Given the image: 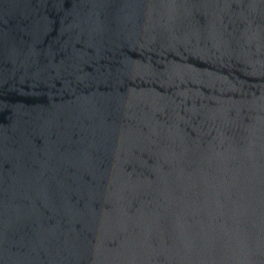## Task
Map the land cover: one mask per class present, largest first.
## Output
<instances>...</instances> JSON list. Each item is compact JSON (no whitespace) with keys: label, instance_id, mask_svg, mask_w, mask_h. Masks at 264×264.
<instances>
[{"label":"water","instance_id":"obj_1","mask_svg":"<svg viewBox=\"0 0 264 264\" xmlns=\"http://www.w3.org/2000/svg\"><path fill=\"white\" fill-rule=\"evenodd\" d=\"M0 264H264V0H0Z\"/></svg>","mask_w":264,"mask_h":264}]
</instances>
